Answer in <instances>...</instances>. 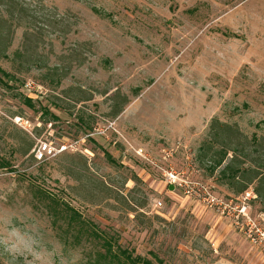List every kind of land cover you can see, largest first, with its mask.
Segmentation results:
<instances>
[{
    "label": "rangeland",
    "instance_id": "obj_1",
    "mask_svg": "<svg viewBox=\"0 0 264 264\" xmlns=\"http://www.w3.org/2000/svg\"><path fill=\"white\" fill-rule=\"evenodd\" d=\"M0 69V264H264V0H0Z\"/></svg>",
    "mask_w": 264,
    "mask_h": 264
},
{
    "label": "trees",
    "instance_id": "obj_2",
    "mask_svg": "<svg viewBox=\"0 0 264 264\" xmlns=\"http://www.w3.org/2000/svg\"><path fill=\"white\" fill-rule=\"evenodd\" d=\"M0 71L6 75V73L0 69ZM25 102H27L28 104L31 103V100L28 99L27 97H25ZM229 127L227 125H223L222 128L217 131L215 129V126H213V130H214V134L213 136V141L211 142H217L219 144H221V149L223 150V154H225V151L227 150V145L225 143H221L219 138L224 136L225 134L228 135V132L226 131V129H228ZM239 137V133H236ZM257 145L259 146L260 142L257 141L256 142ZM252 163L254 164V167H257L259 165H256L255 161L252 160ZM5 162L3 160H1L0 158V167H5ZM261 166L264 168V164H261ZM239 174V173H237ZM253 179H258L257 181V185L255 187V192L256 194H258V196H261L264 198V171H257V169H255L254 171V175L252 177ZM89 229L91 224H88ZM91 235L95 236V237H100V235L97 233V231L95 229H92V231L90 232ZM102 244L104 246L105 249V253L108 255V257L112 260H116L118 261L120 264H153L151 262V260L146 259L144 257H141L139 255H133L131 251L126 250V249H121L120 247L116 248V251L113 250V244L114 243L112 241V237L109 238H104L102 237ZM156 257V256H155Z\"/></svg>",
    "mask_w": 264,
    "mask_h": 264
},
{
    "label": "built area",
    "instance_id": "obj_3",
    "mask_svg": "<svg viewBox=\"0 0 264 264\" xmlns=\"http://www.w3.org/2000/svg\"><path fill=\"white\" fill-rule=\"evenodd\" d=\"M66 147H67L66 144L52 146L49 142L41 140L37 144V146L33 149V155L36 160L42 161L49 156L55 155L57 152L63 151L64 149H66ZM246 193L248 195L250 194V192H246ZM248 195H246V197ZM206 201L210 206H216L218 211L221 212L222 214L227 213V214L235 215L236 218H239L240 214L242 213V211L238 209L235 208L233 209L230 201L229 202L216 201V199L211 197L210 199H206ZM157 204L160 205V202L158 201ZM260 233H261L260 231H257L258 235H260Z\"/></svg>",
    "mask_w": 264,
    "mask_h": 264
}]
</instances>
